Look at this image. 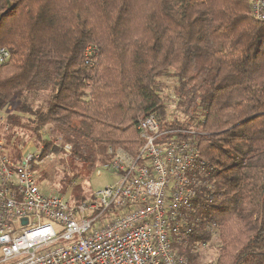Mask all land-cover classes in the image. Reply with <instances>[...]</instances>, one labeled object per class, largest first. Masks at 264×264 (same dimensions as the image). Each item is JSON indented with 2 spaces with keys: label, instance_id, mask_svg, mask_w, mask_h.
I'll return each mask as SVG.
<instances>
[{
  "label": "trees",
  "instance_id": "trees-1",
  "mask_svg": "<svg viewBox=\"0 0 264 264\" xmlns=\"http://www.w3.org/2000/svg\"><path fill=\"white\" fill-rule=\"evenodd\" d=\"M251 1L0 0V46L11 53L0 67L9 158L23 163L12 149L25 123L38 162L67 154L108 173L118 152L139 157L138 124L153 115L163 132L184 131L168 137L191 139L206 163L193 178L192 233L174 250L200 264L199 250L213 243L209 264H264V21ZM39 93L45 106L33 108L27 95ZM64 167L72 174L58 194L89 201L81 172Z\"/></svg>",
  "mask_w": 264,
  "mask_h": 264
},
{
  "label": "built area",
  "instance_id": "built-area-1",
  "mask_svg": "<svg viewBox=\"0 0 264 264\" xmlns=\"http://www.w3.org/2000/svg\"><path fill=\"white\" fill-rule=\"evenodd\" d=\"M251 15L264 21V0L251 1ZM10 58L0 46V67ZM137 129L139 157L118 152L106 171L114 182L80 204L38 185L31 163L41 151L17 165L0 135V264H186L173 245L192 233L193 178L206 163L191 139L168 137L184 131L163 132L153 115Z\"/></svg>",
  "mask_w": 264,
  "mask_h": 264
},
{
  "label": "rangeland",
  "instance_id": "rangeland-1",
  "mask_svg": "<svg viewBox=\"0 0 264 264\" xmlns=\"http://www.w3.org/2000/svg\"><path fill=\"white\" fill-rule=\"evenodd\" d=\"M165 83L168 86L166 89V95L172 99L173 97L172 88L174 86V81L172 79H165ZM27 97H28V102L30 103V105H32L33 108H40L45 106L46 96L43 93L28 94ZM174 108L176 109L174 104L170 103V107L168 111L169 114L171 115L173 114ZM10 112H12L10 108H8L7 110H0V116H4V118L7 119V116L8 114H10ZM24 124L25 123L17 127L20 140L16 143V148L12 149L15 153L13 155L15 159H17L18 157L16 154L17 152L21 153L22 157L24 158L28 154H32V153L38 154V152L40 151L38 147H36V140L33 137L31 139L29 138V127L24 126ZM2 132L4 133V129H2ZM47 134L49 135V133ZM20 144H23V149L18 150ZM60 160L61 158L59 155H53L44 159L42 163H40L41 176L36 175L37 183L39 186L42 187V189L46 193H60L61 191H64V186L62 184L63 183L62 181L65 179L66 175L71 176L72 174V172L70 171L68 172L65 170L64 165L71 166L73 173L75 172V170L81 172L82 177L80 183H82L83 186L88 191L93 192V190H99L114 182V176L111 174L104 172L100 176H98L96 175V172H92L91 170H87V169L83 170L81 163L75 162L71 158V156L67 154L64 155V163H61ZM69 196L70 194H68L67 197ZM212 244L213 243H210L207 247L205 246L203 249L199 250L200 264H209L210 261L212 262L215 260L217 254ZM15 262H17V260L9 261L6 264H13Z\"/></svg>",
  "mask_w": 264,
  "mask_h": 264
},
{
  "label": "water",
  "instance_id": "water-1",
  "mask_svg": "<svg viewBox=\"0 0 264 264\" xmlns=\"http://www.w3.org/2000/svg\"><path fill=\"white\" fill-rule=\"evenodd\" d=\"M26 223V222H25Z\"/></svg>",
  "mask_w": 264,
  "mask_h": 264
}]
</instances>
